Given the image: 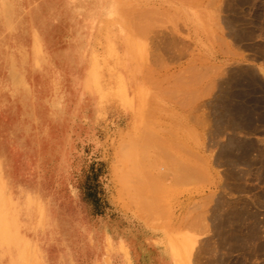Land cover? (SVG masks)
<instances>
[{
  "label": "rangeland",
  "instance_id": "obj_1",
  "mask_svg": "<svg viewBox=\"0 0 264 264\" xmlns=\"http://www.w3.org/2000/svg\"><path fill=\"white\" fill-rule=\"evenodd\" d=\"M152 231L264 264V0H0V264Z\"/></svg>",
  "mask_w": 264,
  "mask_h": 264
},
{
  "label": "crops",
  "instance_id": "obj_2",
  "mask_svg": "<svg viewBox=\"0 0 264 264\" xmlns=\"http://www.w3.org/2000/svg\"><path fill=\"white\" fill-rule=\"evenodd\" d=\"M241 197H238V200ZM245 199V198H244ZM229 201V200H228ZM231 202H235L234 199L230 200ZM250 201L248 202L249 206ZM198 206L195 207V210ZM123 242L120 244L118 240V247L124 246L127 238L125 236H121ZM142 242V245L140 243ZM130 254L131 258L128 260L124 256L125 264H144L147 256L152 251L154 254L153 264H176L174 256L172 255V250L170 246L166 243L162 242V238L155 234L154 231L148 233L145 241H139L138 239L130 238ZM140 246H142L145 250L143 252L140 251ZM229 250H227V254ZM129 257V254H127Z\"/></svg>",
  "mask_w": 264,
  "mask_h": 264
},
{
  "label": "bare ground",
  "instance_id": "obj_3",
  "mask_svg": "<svg viewBox=\"0 0 264 264\" xmlns=\"http://www.w3.org/2000/svg\"><path fill=\"white\" fill-rule=\"evenodd\" d=\"M174 238V237H173ZM187 238V237H186ZM174 239H178V237L177 238H174ZM181 239V238H180ZM180 241V240H179ZM182 241V240H181ZM195 243V242H194ZM190 244H192V243H190ZM194 244H192V246H193ZM185 246V245H184ZM184 246H181V247H184ZM191 246V247H192ZM186 248H187V244H186ZM190 248V247H189ZM174 249V248H173ZM173 249H171V250H173ZM178 251V250H177ZM172 252V255L174 256V259H175V261H176V264H183L184 263V259H185V255H184V257L182 256V254L181 253H179V252ZM184 258V259H183ZM187 259V258H186Z\"/></svg>",
  "mask_w": 264,
  "mask_h": 264
}]
</instances>
